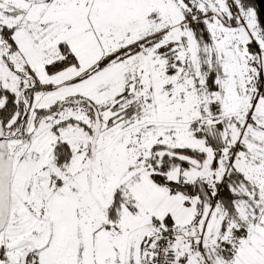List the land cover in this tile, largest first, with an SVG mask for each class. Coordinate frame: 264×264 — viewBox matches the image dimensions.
I'll list each match as a JSON object with an SVG mask.
<instances>
[{"label": "snow or ice", "instance_id": "obj_1", "mask_svg": "<svg viewBox=\"0 0 264 264\" xmlns=\"http://www.w3.org/2000/svg\"><path fill=\"white\" fill-rule=\"evenodd\" d=\"M0 264H264L261 0H0Z\"/></svg>", "mask_w": 264, "mask_h": 264}, {"label": "trees", "instance_id": "obj_2", "mask_svg": "<svg viewBox=\"0 0 264 264\" xmlns=\"http://www.w3.org/2000/svg\"><path fill=\"white\" fill-rule=\"evenodd\" d=\"M261 6L264 7V0H261Z\"/></svg>", "mask_w": 264, "mask_h": 264}]
</instances>
